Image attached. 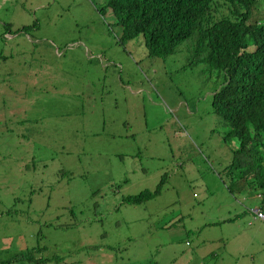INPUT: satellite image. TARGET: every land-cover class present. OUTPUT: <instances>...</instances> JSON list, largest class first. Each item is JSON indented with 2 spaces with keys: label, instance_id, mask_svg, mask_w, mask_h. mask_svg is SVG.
<instances>
[{
  "label": "rangeland",
  "instance_id": "obj_1",
  "mask_svg": "<svg viewBox=\"0 0 264 264\" xmlns=\"http://www.w3.org/2000/svg\"><path fill=\"white\" fill-rule=\"evenodd\" d=\"M103 4L0 0L1 261L264 264L259 191L223 182L219 78L192 48L163 60L122 43ZM164 174L154 198L123 201Z\"/></svg>",
  "mask_w": 264,
  "mask_h": 264
},
{
  "label": "trees",
  "instance_id": "obj_2",
  "mask_svg": "<svg viewBox=\"0 0 264 264\" xmlns=\"http://www.w3.org/2000/svg\"><path fill=\"white\" fill-rule=\"evenodd\" d=\"M106 11L120 41L141 37L147 57L165 60L192 48L185 60L206 61L209 76L220 80L211 96L213 113L229 128L224 141H235L223 182L231 194L246 187L259 191L257 209L264 212V0H104L100 12ZM165 178L123 201L154 198ZM43 260L27 250L0 264Z\"/></svg>",
  "mask_w": 264,
  "mask_h": 264
},
{
  "label": "crops",
  "instance_id": "obj_3",
  "mask_svg": "<svg viewBox=\"0 0 264 264\" xmlns=\"http://www.w3.org/2000/svg\"><path fill=\"white\" fill-rule=\"evenodd\" d=\"M229 192H230V191H229ZM225 207H227V205H226ZM229 214H230V211H228V212H227L222 218H223L224 220L228 219V218H229V216H228ZM251 226H253V224H251L249 227H251ZM251 236H253L254 238L256 237L254 231L251 232Z\"/></svg>",
  "mask_w": 264,
  "mask_h": 264
},
{
  "label": "built area",
  "instance_id": "obj_4",
  "mask_svg": "<svg viewBox=\"0 0 264 264\" xmlns=\"http://www.w3.org/2000/svg\"><path fill=\"white\" fill-rule=\"evenodd\" d=\"M257 216L264 219V212H257Z\"/></svg>",
  "mask_w": 264,
  "mask_h": 264
},
{
  "label": "clouds",
  "instance_id": "obj_5",
  "mask_svg": "<svg viewBox=\"0 0 264 264\" xmlns=\"http://www.w3.org/2000/svg\"><path fill=\"white\" fill-rule=\"evenodd\" d=\"M253 211H256V212H258V209H257V207H256V208H254V209H253ZM259 212H260V211H259Z\"/></svg>",
  "mask_w": 264,
  "mask_h": 264
}]
</instances>
